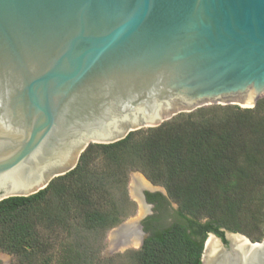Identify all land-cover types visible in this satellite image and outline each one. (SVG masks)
I'll return each mask as SVG.
<instances>
[{
    "label": "water",
    "instance_id": "1",
    "mask_svg": "<svg viewBox=\"0 0 264 264\" xmlns=\"http://www.w3.org/2000/svg\"><path fill=\"white\" fill-rule=\"evenodd\" d=\"M263 94L264 0H0V201L44 189L89 144ZM221 232L201 264H264V238Z\"/></svg>",
    "mask_w": 264,
    "mask_h": 264
},
{
    "label": "trees",
    "instance_id": "2",
    "mask_svg": "<svg viewBox=\"0 0 264 264\" xmlns=\"http://www.w3.org/2000/svg\"><path fill=\"white\" fill-rule=\"evenodd\" d=\"M166 191L146 193L153 214L132 253L139 264H201L207 233L264 238V98L251 108L213 105L179 113L109 144H89L76 166L27 197L0 201V252L12 264H105V234L134 215L130 175ZM169 201L177 208L169 210ZM168 220L169 223L165 224Z\"/></svg>",
    "mask_w": 264,
    "mask_h": 264
},
{
    "label": "rangeland",
    "instance_id": "3",
    "mask_svg": "<svg viewBox=\"0 0 264 264\" xmlns=\"http://www.w3.org/2000/svg\"><path fill=\"white\" fill-rule=\"evenodd\" d=\"M259 98H264V94L261 95ZM258 98V99H259ZM213 105H220V106H224L222 104H210V105H204V106H201V107H198L196 109H199V108H207L209 106H213ZM226 105H234V104H226ZM238 106V105H237ZM240 107V106H239ZM195 109V110H196ZM194 111V110H193ZM192 112V111H191ZM185 113V112H184ZM186 113H189V112H186ZM176 116V115H175ZM174 117V116H173ZM165 122V121H164ZM142 129H145V128H142ZM134 176H141L145 179V177L140 174L139 172H134L130 175V180H129V186H128V193H129V197L132 201H134L135 205H136V211L134 213L133 216L127 218L124 223H134V221L137 219L138 220V225H139V228H140V231H141V234L143 233L142 232V229H141V226H140V221L144 218V217H147L149 216L151 213H153L152 209L151 211L149 210L147 214L143 215L142 218L139 217V212H138V205L136 203V201L132 198V195L130 193V183L132 181V178ZM149 184H151V186H153L152 183H150L147 179H145ZM155 186H158L159 189L157 188H153L151 187L150 190L151 191H154L155 189L161 191L164 193L163 189L161 188V186L159 185H155ZM154 189V190H153ZM177 208L176 204L173 203V202H170L169 203V211L168 212H172L173 210H175ZM169 223L168 220L165 221V224ZM119 226V225H118ZM118 227H114L113 229L109 230L105 236L102 238V241L99 240L98 238H94L92 237V235H89L87 236V241L88 243H90V241L93 243V245L96 247V246H99L100 243H101V253L99 254L100 255V258L102 259H105V258H109V257H112V260L111 261H106L105 264H139L138 261L136 260V257L130 253L132 250H137L139 248V245L136 246V247H127L125 248L126 250H122V249H113L114 248V242L112 244V234L115 232V233H118ZM128 233V232H127ZM15 262V259L7 254V253H4V252H0V264H12Z\"/></svg>",
    "mask_w": 264,
    "mask_h": 264
},
{
    "label": "bare ground",
    "instance_id": "4",
    "mask_svg": "<svg viewBox=\"0 0 264 264\" xmlns=\"http://www.w3.org/2000/svg\"><path fill=\"white\" fill-rule=\"evenodd\" d=\"M139 188H148L150 189L151 186L150 184L143 178V177H139V176H134L132 178V181L130 183V193L132 195V198L136 201L137 205H138V212H139V217L142 218L143 215L147 214L149 211L148 206H146L141 200L139 199L138 196L136 195V190ZM139 220V219H138ZM138 220L136 219L134 221V223H130L129 224V229H128V235L125 241V244H127L129 247H136L138 245H140V241L142 238V234L138 225ZM117 233H113L112 234V244L117 238Z\"/></svg>",
    "mask_w": 264,
    "mask_h": 264
},
{
    "label": "flooded vegetation",
    "instance_id": "5",
    "mask_svg": "<svg viewBox=\"0 0 264 264\" xmlns=\"http://www.w3.org/2000/svg\"><path fill=\"white\" fill-rule=\"evenodd\" d=\"M151 186V185H150ZM151 187H153V188H157V189H159V187L158 186H155V185H153V186H151ZM162 189H163V191H165V189L163 188V187H161ZM157 189H153L154 191H151L150 189H148V188H143V190H142V195H141V197L140 198H143V201H144V203H145V205L146 206H148V208H149V210L151 211V209H152V211H153V207H154V204L152 203V202H150V201H148V199H147V197H146V193H149V194H155V193H159V194H161V195H163L165 198H167V194L165 195L163 192H161V191H159V190H157ZM166 192V191H165ZM142 201V200H141ZM169 203H170V201H169ZM153 213H151L150 215H152ZM149 215V216H150ZM146 217H144L143 219H142V221L145 219ZM141 221V222H142ZM141 222H140V224H141ZM141 229H142V225H141ZM142 232L144 233V234H147V233H145L144 231H143V229H142ZM144 240V239H143Z\"/></svg>",
    "mask_w": 264,
    "mask_h": 264
}]
</instances>
